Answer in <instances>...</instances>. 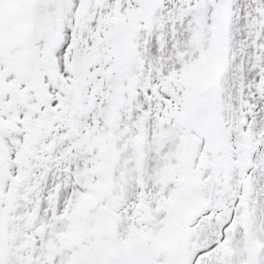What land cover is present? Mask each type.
I'll list each match as a JSON object with an SVG mask.
<instances>
[{"label":"snow or ice","instance_id":"1","mask_svg":"<svg viewBox=\"0 0 264 264\" xmlns=\"http://www.w3.org/2000/svg\"><path fill=\"white\" fill-rule=\"evenodd\" d=\"M0 264H264V0H0Z\"/></svg>","mask_w":264,"mask_h":264}]
</instances>
